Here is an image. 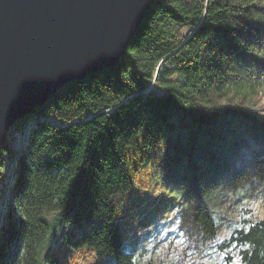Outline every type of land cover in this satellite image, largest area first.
Wrapping results in <instances>:
<instances>
[{"label": "trees", "instance_id": "16d2710c", "mask_svg": "<svg viewBox=\"0 0 264 264\" xmlns=\"http://www.w3.org/2000/svg\"><path fill=\"white\" fill-rule=\"evenodd\" d=\"M263 95L264 0H154L117 66L65 84L27 116L0 264L8 241L18 246L10 264H159L157 239L124 249L120 221L138 235L164 204L174 211L165 239L179 219L202 248L235 221L220 248L243 244L241 264H264ZM237 204L262 217L230 216L224 206Z\"/></svg>", "mask_w": 264, "mask_h": 264}, {"label": "water", "instance_id": "95a60500", "mask_svg": "<svg viewBox=\"0 0 264 264\" xmlns=\"http://www.w3.org/2000/svg\"><path fill=\"white\" fill-rule=\"evenodd\" d=\"M154 0H0V153L65 84L117 66Z\"/></svg>", "mask_w": 264, "mask_h": 264}, {"label": "rangeland", "instance_id": "374dc122", "mask_svg": "<svg viewBox=\"0 0 264 264\" xmlns=\"http://www.w3.org/2000/svg\"><path fill=\"white\" fill-rule=\"evenodd\" d=\"M154 88L155 86L150 89ZM260 105L264 109V95ZM34 121L35 119L33 118V115L26 117L22 128H19L16 131L12 129V136H10L11 138L8 139L7 143L10 153L5 152L2 154V163L4 164L0 166V175L5 174L6 179L3 183L0 181V233L2 230L6 232L9 226L15 225L14 219L18 217L16 210H11L10 212L12 214L11 221L9 220V214H7L13 201L15 203V199L13 198V195L15 194L14 184L19 176V156L16 155L15 158H12L11 153H23L22 151L29 142L30 129ZM167 207L168 205L164 204L158 212L150 210L148 214H145L144 216L147 217V219H145L146 224H148V221H152L153 226L148 230L140 231L138 235L134 234V229L132 228L133 222H127L122 218L120 226L123 234L128 237L127 241L124 243V249L126 251H139L144 249L145 251H148L151 249V246H148L147 240L150 239L156 241L157 239L159 241L157 244L159 249L153 256L159 264H241V249L244 247L243 244L235 242L226 246L224 249L220 248L221 243L230 239L233 231L231 225L233 223L235 225V221L230 222V225L227 224L226 226L224 225L220 227L215 238H212L205 243L199 242L198 244L203 246L202 248H199L196 246L199 236L195 234H187V232L179 225V219H176L175 223L171 225V233L170 235L167 234V238L165 239V231L163 230L168 228L165 217L169 214H171L172 217L174 215V211L166 210ZM218 207L219 209L222 208L221 205ZM224 207L228 209L231 214L230 216H235L239 209L241 213L238 216L244 215V217H250L253 219L262 217L261 212L256 210L257 208H255L253 204L248 206L237 204V208L233 205ZM10 223L12 224L10 225ZM236 224L244 226L246 223L239 222ZM2 237L3 235L0 237V241H6L5 237L4 240H2ZM8 245L9 247L11 246L10 251L12 250L15 254L10 251L8 253L5 251L4 262H6V264H10L11 260L14 259L18 248L17 245H14L13 241H11V243L8 241ZM92 258L93 255L86 256L83 263L88 264L89 260ZM105 264H115V260L113 258L108 259Z\"/></svg>", "mask_w": 264, "mask_h": 264}]
</instances>
